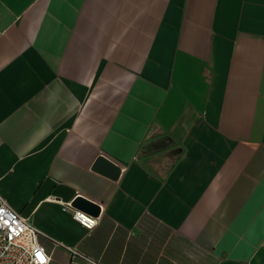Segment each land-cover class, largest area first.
I'll return each instance as SVG.
<instances>
[{"label": "crops", "instance_id": "crops-1", "mask_svg": "<svg viewBox=\"0 0 264 264\" xmlns=\"http://www.w3.org/2000/svg\"><path fill=\"white\" fill-rule=\"evenodd\" d=\"M0 191L50 264H264V0H0Z\"/></svg>", "mask_w": 264, "mask_h": 264}, {"label": "built area", "instance_id": "built-area-1", "mask_svg": "<svg viewBox=\"0 0 264 264\" xmlns=\"http://www.w3.org/2000/svg\"><path fill=\"white\" fill-rule=\"evenodd\" d=\"M72 215L87 229L97 225L99 214L95 215L74 207ZM39 231L29 217L17 211L0 191V264H50L51 254L40 243ZM71 254V262L83 259L90 264H101L98 260L82 254L77 248L64 245Z\"/></svg>", "mask_w": 264, "mask_h": 264}, {"label": "water", "instance_id": "water-1", "mask_svg": "<svg viewBox=\"0 0 264 264\" xmlns=\"http://www.w3.org/2000/svg\"><path fill=\"white\" fill-rule=\"evenodd\" d=\"M108 163V162H107ZM108 166V165H107ZM78 203H80V204H82V205H87V206H89V205H94V203H92V202H90V201H88V200H86V199H84V198H82V197H80V198H78Z\"/></svg>", "mask_w": 264, "mask_h": 264}, {"label": "rangeland", "instance_id": "rangeland-1", "mask_svg": "<svg viewBox=\"0 0 264 264\" xmlns=\"http://www.w3.org/2000/svg\"><path fill=\"white\" fill-rule=\"evenodd\" d=\"M71 264H90V263L83 259H75V261L71 262Z\"/></svg>", "mask_w": 264, "mask_h": 264}]
</instances>
